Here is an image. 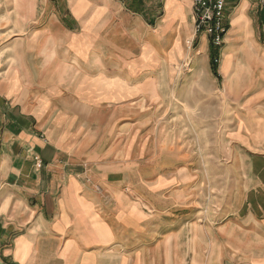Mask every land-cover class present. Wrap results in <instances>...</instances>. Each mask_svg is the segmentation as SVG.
Segmentation results:
<instances>
[{"label":"crops","instance_id":"crops-1","mask_svg":"<svg viewBox=\"0 0 264 264\" xmlns=\"http://www.w3.org/2000/svg\"><path fill=\"white\" fill-rule=\"evenodd\" d=\"M224 18V90L256 86L230 109L239 194L221 221L169 224L160 186L132 184V166L147 164L141 145L133 157L132 118L148 101L164 118L165 85L184 66L193 83L211 72L192 0H160L155 14L120 0H0V264H264V0H225Z\"/></svg>","mask_w":264,"mask_h":264},{"label":"rangeland","instance_id":"rangeland-1","mask_svg":"<svg viewBox=\"0 0 264 264\" xmlns=\"http://www.w3.org/2000/svg\"><path fill=\"white\" fill-rule=\"evenodd\" d=\"M120 1L131 9L142 8L154 14L159 11L160 0ZM48 11H58V6H50ZM21 40L25 44L27 37ZM197 43L196 37L191 50ZM221 48H216L218 54ZM219 63L218 57L217 65ZM229 66L230 55L224 60L225 72ZM189 74L187 66H184L177 84L165 85L167 106L164 118L157 113L159 106L155 105V101H148L147 111L132 118L133 124L139 125L133 133V157H140L143 149L141 161L147 162L132 166V184L135 188L147 184L148 189L160 186L165 222L169 224L173 220L180 223L221 221L227 214L226 209L236 204L239 188L229 163L232 152L226 135L237 124L238 118L231 116L233 113L230 109L232 106L240 108L243 99L246 96L249 99L256 87L250 78L249 84L240 87L243 91H225V79L221 75V78L214 77L208 71L207 64L206 70L195 75V83ZM237 87L233 86L232 89ZM228 89L231 88L228 86ZM234 96L240 98L235 100ZM190 104H194V107ZM207 107L209 111L204 110ZM166 108H169L168 113ZM221 108L225 115L221 114ZM204 112L210 115H200ZM140 145L141 149L138 147ZM134 174H141V179L136 180ZM174 195L180 198L179 212L172 209Z\"/></svg>","mask_w":264,"mask_h":264},{"label":"built area","instance_id":"built-area-1","mask_svg":"<svg viewBox=\"0 0 264 264\" xmlns=\"http://www.w3.org/2000/svg\"><path fill=\"white\" fill-rule=\"evenodd\" d=\"M225 0H192L194 34H202L214 48H220L227 32L224 18ZM194 39L188 42L192 47ZM37 167L40 161L37 160Z\"/></svg>","mask_w":264,"mask_h":264},{"label":"trees","instance_id":"trees-1","mask_svg":"<svg viewBox=\"0 0 264 264\" xmlns=\"http://www.w3.org/2000/svg\"><path fill=\"white\" fill-rule=\"evenodd\" d=\"M217 59H218V49L214 48L210 44L209 61H210L211 72L216 78H219L217 72V66H218Z\"/></svg>","mask_w":264,"mask_h":264}]
</instances>
